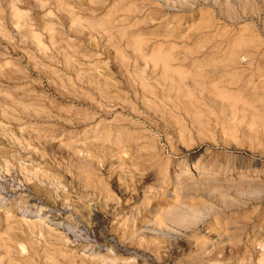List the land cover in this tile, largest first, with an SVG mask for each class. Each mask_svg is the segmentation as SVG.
Here are the masks:
<instances>
[{"label": "rangeland", "instance_id": "rangeland-1", "mask_svg": "<svg viewBox=\"0 0 264 264\" xmlns=\"http://www.w3.org/2000/svg\"><path fill=\"white\" fill-rule=\"evenodd\" d=\"M0 264H264V0H0Z\"/></svg>", "mask_w": 264, "mask_h": 264}]
</instances>
